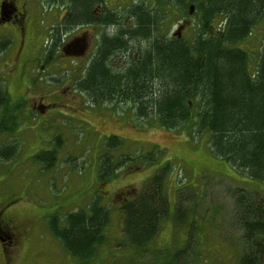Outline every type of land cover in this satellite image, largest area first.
<instances>
[{
  "label": "trees",
  "instance_id": "1",
  "mask_svg": "<svg viewBox=\"0 0 264 264\" xmlns=\"http://www.w3.org/2000/svg\"><path fill=\"white\" fill-rule=\"evenodd\" d=\"M104 4V0H39L45 11L63 10L49 30L54 38L47 57L58 49L60 36H68L76 27L101 29L74 90L95 105L125 104L133 119L167 130L181 129L191 138L207 135L216 157L264 186V33L257 51L240 47L264 17V0H127L115 9ZM175 18L183 21L180 26L185 31L169 35V21ZM188 31L190 37L185 38ZM10 42L0 40V53ZM8 104L0 86L1 133L17 128L13 112L22 109L10 111ZM13 144L7 148H14ZM121 145L117 136L105 140L98 159L102 184L138 161L125 155L116 159L113 152ZM54 154L43 152L37 159L45 168L52 167ZM13 155L12 150L3 157ZM168 171L165 164L142 191L118 203L124 238L135 255L150 253L169 216L164 193ZM217 186L229 198V225L238 233L230 237L236 264H264V187L245 189L217 179L205 186L206 192L194 188L189 196L184 187L177 194L172 221L178 228L189 222L195 229L196 214L202 213L199 202ZM109 219V209L96 198L83 210L51 219L49 231L79 264H90L104 243ZM196 233L192 238L187 231L183 249L176 252L153 250L154 261L185 264L191 242L197 245Z\"/></svg>",
  "mask_w": 264,
  "mask_h": 264
},
{
  "label": "rangeland",
  "instance_id": "2",
  "mask_svg": "<svg viewBox=\"0 0 264 264\" xmlns=\"http://www.w3.org/2000/svg\"><path fill=\"white\" fill-rule=\"evenodd\" d=\"M126 1L104 0V6L115 9ZM19 2L30 18L26 33L33 40L34 49H30L26 39L21 44L16 41L0 53V86L9 99L7 109L12 111L24 105L13 112L17 128L12 133L0 132V204L7 206L6 217L12 221L18 241L11 264H79L50 233L49 224L54 217L85 209L96 198L102 207L109 209L110 219L104 230V243L97 247L90 264H162L160 259L154 261L153 250L171 253L181 250L187 241V231L193 238L196 230L197 245L191 242L185 264H236L237 253L230 237H238V233L230 228L231 205L222 188H212L207 199L199 202L202 213L196 214L193 221L197 229L190 228L189 222L178 228L172 221L177 194L184 187L185 196L194 188L195 192L204 193L205 186L217 179L245 189H262L263 184L216 157L207 144V135L191 138L181 129L167 130L133 119V112L125 104H92L74 90V81L80 76L85 60H62L59 52L63 42L52 59L46 55L51 43L49 30L55 16L59 19L63 10L45 11L39 0ZM182 22L170 20V32L167 29L166 33L184 32ZM79 32H85L82 36L91 38L94 47L95 36L101 29L84 27L75 34ZM263 33L264 17L254 28L253 36L240 47L257 51ZM190 34L188 31L185 38ZM70 36L65 43L71 40ZM39 103L45 110L39 108ZM37 104L39 109H34ZM110 136L122 141L121 147L113 152L116 159L125 155L138 161L127 164L113 179L102 184L98 179V159ZM9 144L14 148H7ZM12 150V157H3ZM51 151L55 152V161L52 167L45 168L37 157ZM143 157L149 160L143 161ZM165 164L169 168L164 188L169 216L150 246V253L135 255L124 238L118 203L142 191ZM1 236L8 235L4 231ZM2 258L0 245V264Z\"/></svg>",
  "mask_w": 264,
  "mask_h": 264
},
{
  "label": "flooded vegetation",
  "instance_id": "3",
  "mask_svg": "<svg viewBox=\"0 0 264 264\" xmlns=\"http://www.w3.org/2000/svg\"><path fill=\"white\" fill-rule=\"evenodd\" d=\"M20 0H0V40H10V45H14L16 41L19 40V44L24 42L26 39L27 45H29L30 49H34L33 40H29L27 37L26 29L30 24V18L27 15L26 10L23 8V5L20 4ZM10 24V25H9ZM83 27H76L72 31L69 32L71 40L65 43V39H67L66 35H62L59 38V43L63 42V46L60 49L59 54L61 55L62 60L71 59V60H85V64L90 60L92 53L96 46V37L95 36V45L93 47L92 40L87 39V36L83 35L85 32H79L75 34ZM8 34V35H5ZM19 36V38H18ZM69 37V38H70ZM53 36L50 37V39ZM11 45V46H12ZM24 48V47H23ZM55 53H58V49H56ZM52 56H48L47 58H51ZM46 58V59H47ZM84 64V65H85ZM24 105L21 104L20 108ZM37 105H34L33 108L36 109ZM48 107V105H47ZM38 108V107H37ZM39 108H43L45 110V106L42 103H39ZM38 108V109H39ZM7 206H2L0 204V245L3 250V263L2 264H11V257L16 253L18 247V241L16 240V232L15 227L12 225V221L6 217ZM7 233V238H3L1 235ZM19 250V248H18Z\"/></svg>",
  "mask_w": 264,
  "mask_h": 264
},
{
  "label": "water",
  "instance_id": "4",
  "mask_svg": "<svg viewBox=\"0 0 264 264\" xmlns=\"http://www.w3.org/2000/svg\"><path fill=\"white\" fill-rule=\"evenodd\" d=\"M179 29H180V28H179ZM179 32H180V30H178V32H177V33H178V35H179Z\"/></svg>",
  "mask_w": 264,
  "mask_h": 264
}]
</instances>
